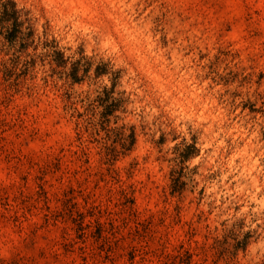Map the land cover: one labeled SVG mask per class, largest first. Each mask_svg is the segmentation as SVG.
<instances>
[{
	"label": "rangeland",
	"instance_id": "374dc122",
	"mask_svg": "<svg viewBox=\"0 0 264 264\" xmlns=\"http://www.w3.org/2000/svg\"><path fill=\"white\" fill-rule=\"evenodd\" d=\"M14 1L0 264H264V0Z\"/></svg>",
	"mask_w": 264,
	"mask_h": 264
},
{
	"label": "trees",
	"instance_id": "16d2710c",
	"mask_svg": "<svg viewBox=\"0 0 264 264\" xmlns=\"http://www.w3.org/2000/svg\"><path fill=\"white\" fill-rule=\"evenodd\" d=\"M20 10L14 0H0V34L10 43H14L21 33Z\"/></svg>",
	"mask_w": 264,
	"mask_h": 264
}]
</instances>
